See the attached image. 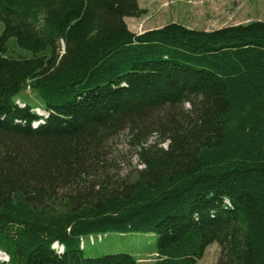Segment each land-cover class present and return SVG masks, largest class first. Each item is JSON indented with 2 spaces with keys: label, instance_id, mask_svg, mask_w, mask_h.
<instances>
[{
  "label": "trees",
  "instance_id": "obj_1",
  "mask_svg": "<svg viewBox=\"0 0 264 264\" xmlns=\"http://www.w3.org/2000/svg\"><path fill=\"white\" fill-rule=\"evenodd\" d=\"M143 14L0 0V264H136L84 256L110 233L155 234L152 264H197L213 243L215 264H264V22L129 31Z\"/></svg>",
  "mask_w": 264,
  "mask_h": 264
},
{
  "label": "rangeland",
  "instance_id": "obj_2",
  "mask_svg": "<svg viewBox=\"0 0 264 264\" xmlns=\"http://www.w3.org/2000/svg\"><path fill=\"white\" fill-rule=\"evenodd\" d=\"M146 1V0H145ZM185 2L187 0H184ZM220 3H226V16L213 18L210 22H196V18L192 15H188L186 11H180L176 14H166L168 9L164 5L158 9V12L144 10V14L133 21V24H139L137 29H143L148 26H158L160 24L171 23L172 21L181 26L187 25L188 29L194 30H206V29H219L228 26L246 24L248 22H264V0H217ZM138 3V2H137ZM186 2L185 4H187ZM139 6V5H138ZM171 5H169L170 7ZM146 14V15H145ZM145 15V16H144ZM144 16V17H143ZM171 17V18H170ZM177 17V18H173ZM126 18L125 22H129ZM139 22V23H138ZM196 22V23H195ZM130 24V25H129ZM127 26L132 27L129 23ZM187 28V27H186ZM129 30V28H128ZM2 31V25L0 24V32ZM23 97L27 102L37 105L39 102L35 97V94L29 89L25 90L19 95ZM29 99V100H28ZM17 104L23 107V102H17ZM39 106V105H38ZM34 113L39 114L41 111L35 108ZM41 113V112H40ZM166 147L165 145H162ZM116 161L119 168H122L124 172L128 170L129 164H136V157L131 153V150L124 144L123 136L118 139ZM100 237V239H98ZM157 237L152 233H126L117 234L110 233L105 235H94L93 241H89L88 238H84L83 242V254L87 258H98L103 255L124 253L132 256L136 261V264H152L155 259ZM54 246V250H58ZM60 250V249H59ZM219 257V246L216 243L209 245L198 260L197 264H215ZM0 261L5 262L7 258L4 255H0Z\"/></svg>",
  "mask_w": 264,
  "mask_h": 264
},
{
  "label": "crops",
  "instance_id": "obj_3",
  "mask_svg": "<svg viewBox=\"0 0 264 264\" xmlns=\"http://www.w3.org/2000/svg\"><path fill=\"white\" fill-rule=\"evenodd\" d=\"M137 2L140 8L147 10L146 14L148 13V10L158 12V9L161 7V5H164L165 8L168 9L166 11V14H176L180 11H186L188 15H192L196 18V22L205 23L213 21V18L226 16V3H220L217 0H187L186 2H188V5L185 4L186 2L184 0H137ZM169 5L171 6L169 7ZM127 20H129V22H125L126 25L129 26V23L132 24V27L128 28L129 31L134 34H141L149 30L159 29L169 24L164 22L163 24H160L158 26H148L147 28L144 27L143 29L139 30L137 29V26H139V24L132 23L133 21H137L136 19L133 20L132 18H128ZM171 23L175 22L172 21ZM185 27L189 28L187 25H185ZM211 30L213 29H206L204 31Z\"/></svg>",
  "mask_w": 264,
  "mask_h": 264
},
{
  "label": "bare ground",
  "instance_id": "obj_4",
  "mask_svg": "<svg viewBox=\"0 0 264 264\" xmlns=\"http://www.w3.org/2000/svg\"><path fill=\"white\" fill-rule=\"evenodd\" d=\"M56 246V245H55ZM83 247V246H82Z\"/></svg>",
  "mask_w": 264,
  "mask_h": 264
}]
</instances>
